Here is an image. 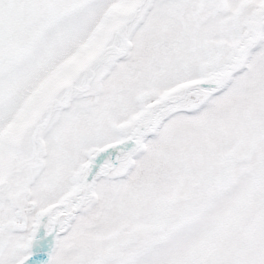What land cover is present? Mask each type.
I'll return each instance as SVG.
<instances>
[{
  "label": "snow or ice",
  "instance_id": "snow-or-ice-1",
  "mask_svg": "<svg viewBox=\"0 0 264 264\" xmlns=\"http://www.w3.org/2000/svg\"><path fill=\"white\" fill-rule=\"evenodd\" d=\"M0 264H264V0H0Z\"/></svg>",
  "mask_w": 264,
  "mask_h": 264
}]
</instances>
